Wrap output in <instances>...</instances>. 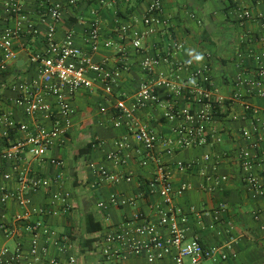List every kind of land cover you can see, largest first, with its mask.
Wrapping results in <instances>:
<instances>
[{
	"label": "crops",
	"instance_id": "0c3cea01",
	"mask_svg": "<svg viewBox=\"0 0 264 264\" xmlns=\"http://www.w3.org/2000/svg\"><path fill=\"white\" fill-rule=\"evenodd\" d=\"M162 16L167 24L155 34L143 40V53L135 51L132 39L144 30L143 19L153 0H79L75 6L67 0H0V26L20 27V36L15 42L18 53L17 63L11 64L0 82V101L5 111L12 114L18 124L33 129L37 121L52 126V121L39 115H26L15 106L14 100L19 92L16 88L21 81L40 82L38 64H30L33 55L44 52L48 47V34L54 28L52 39L63 42L70 35L75 44L83 51L90 50L86 42L89 25L96 21L100 26V45L93 55L95 62L115 70L124 59L128 65L122 70L112 93H106L99 82L91 89H81L70 97L74 113L71 117L72 128L66 137L46 150L38 160L27 152L32 160L34 175L40 178L58 179V185L51 191L62 189L72 194V208L58 215L39 214L32 216L30 222L41 221L55 230L60 236L67 237L72 248L61 251L53 243L47 245L46 257L56 259L59 264H67L68 256L75 257V264H110L101 257L100 239L118 228L121 224L134 220L142 212L147 222L158 224V210L163 208L159 196L149 195L145 189L156 170L154 163L140 164L144 159L135 150L125 164L116 165L107 155L117 149V143L126 140L134 149L133 135L126 124L116 125L122 120L119 105L130 107L140 85L146 80L141 67L145 54L160 60L159 70L171 72L175 61H193L199 68L209 67L213 86L220 94L229 98L234 91L239 75L254 77L258 67L264 68V3L258 0H161ZM17 3L20 11L9 15L5 4ZM53 2L64 5L61 21L54 22L48 15V6ZM250 9L254 18L240 21L237 10ZM127 27L126 33L119 31ZM34 29V31L32 30ZM177 50L174 52V47ZM174 52V57H170ZM203 58L197 60V56ZM94 78V75H91ZM259 110L264 119V97L256 96L250 89L242 91ZM162 108H147L138 111V121L164 138L174 136L177 121L164 117L170 103L176 108L190 107L186 98L170 100L167 90L159 89ZM209 130L212 134L207 143L177 151L172 156H164L163 161L172 172L175 188L190 184L191 189L174 198L175 208L186 214L184 224L188 240L198 238L206 247L220 248L228 255L225 260H207L202 264H264V225L255 220L254 213H264V196L243 182V173L237 154L241 149H251L252 140L264 137V126L252 133L254 120L237 103L227 101L218 111ZM235 113L238 118L232 119ZM0 129H2L0 127ZM251 139H246L247 133ZM23 134L14 131L12 140ZM220 140L217 141L215 138ZM264 139V138H263ZM9 142L0 138V154ZM254 150V149H253ZM253 152V151H252ZM210 155L211 161L204 156ZM256 172L264 177V140L253 152ZM195 161L188 171H180L178 163ZM15 163L4 161L1 172H9L13 179L4 181L0 173V196L3 188L17 189ZM107 170L110 174L123 177L119 182L102 180L97 172ZM225 176L227 180L216 183L215 177ZM130 177L129 180H126ZM211 177L210 181L207 178ZM211 186L212 191L205 187ZM112 195L134 198V205L98 207L99 202L107 203ZM33 205L39 209L50 206L49 192L40 189L33 195ZM225 209L220 213V205ZM20 207L15 200L3 205L0 201V225L3 223L10 234L0 229V247L14 254L17 248L27 252L31 235L25 226L15 221ZM90 222H87V216ZM217 218V219H216ZM136 220L134 227L143 224ZM100 226V230H92ZM133 230V229H132ZM164 236H169L166 228H158ZM136 239H145L134 231ZM37 264H46L47 258ZM117 264H147L146 257L128 255L120 258ZM155 264H173L172 259L164 258Z\"/></svg>",
	"mask_w": 264,
	"mask_h": 264
},
{
	"label": "built area",
	"instance_id": "2783aa9c",
	"mask_svg": "<svg viewBox=\"0 0 264 264\" xmlns=\"http://www.w3.org/2000/svg\"><path fill=\"white\" fill-rule=\"evenodd\" d=\"M79 0H67L71 6H75ZM263 2L264 0H258ZM162 1L153 0L147 8L143 24L144 30L134 35L132 46L135 51L143 53V40L159 31L167 24L162 16ZM5 11L9 15H17L20 7L17 3L8 2L5 4ZM48 15L54 22H59L64 15V5L53 2L48 6ZM237 17L240 21L251 20L254 14L250 9L241 8L237 10ZM34 31V29H32ZM21 28L0 26V82L11 64L17 63L18 53L15 42L20 36ZM127 27L119 31L124 34ZM54 28L51 27L48 34V47L44 52L33 55L30 64H38L40 69V82L21 81L16 88L19 92L14 100L16 107L26 115H39L48 121L52 126L47 127L37 121L33 129L25 124H18L12 114L5 111L0 101V138L9 142L7 149L0 154V173L4 181L9 182L13 175L9 172H1L2 163L11 161L15 163L17 171V189L3 188L0 201L6 205L9 201H17L20 212L15 215V221L21 223L29 231L31 238L27 252L17 248L14 254L9 250L0 247V264H37L48 254L47 245L55 244L61 251L72 248V243L67 237H62L55 230L51 229L41 221L30 222L32 216L39 214L58 215L61 211L69 212L72 208V194L68 191L58 189L51 191L53 186L58 185V179L40 178L34 175L32 160L26 157L27 152L38 160L49 148L56 145L62 138L66 137L72 128V115L74 109L71 102V95L81 89H91L97 81L101 84L106 93H112L114 86L121 75L122 70H127L128 65L124 59L120 60L121 66L115 70L107 68L104 62H95L93 55L98 51L100 45V26L98 22H92L86 32V42L90 47L85 52L75 44L72 36L68 35L61 43L52 39ZM177 47H174V52ZM170 52V57H174ZM160 60L156 57L145 54L141 61V67L146 74V80L140 85L135 94L134 102L130 107L120 104L118 109L122 120L116 125L126 124L133 135L134 147L126 140L117 143V149L107 155V159L116 165L125 164L131 158V152L136 151L144 156L140 162L146 166L154 163L156 170L150 180L145 183L147 194L159 196L163 208L158 210V224L147 222L145 215L139 212L134 220L121 224L118 228L105 233L100 239L101 257L110 264H117L120 258L128 255H144L147 264H155L164 258L172 259L173 264H202L204 261L225 260L228 255L220 248L206 247L198 238L188 240L184 224L187 221L186 214L173 205L174 198L181 196L185 191L192 188L190 184H182L175 188L172 182V172L163 161L164 156H172L177 151L196 147L207 143L208 137L212 134L210 125L218 115V110L224 107L227 101L239 103L245 112H248L254 120L252 133H257L259 127L264 126V119L259 116V110L252 105L248 99L243 98L242 91L250 89L256 96L264 97V68L258 67L254 77L239 75L236 80L234 91L229 98L220 94L213 86L212 74L209 67H196L191 60L175 61L172 63L171 72L159 70ZM91 75L95 77L92 78ZM167 90V97L175 100L183 97L190 103V107L176 108L170 103L164 111V117L174 119L177 125L174 128V136L169 138L161 137L144 124L140 123L135 114L147 108H162V100L159 89ZM238 116L233 113L232 119ZM14 131L23 134L21 138L13 139ZM251 132L246 134V139H251ZM260 140H252L251 149H241L237 158L242 169L243 182L264 196V177L256 172L253 152L257 149ZM215 140L219 141L218 137ZM254 149V150H253ZM253 151V152H252ZM210 155H205V161H211ZM195 161L178 163L180 171H188ZM102 180L119 182L123 177L110 174L105 169L97 172ZM127 177L126 180H129ZM211 177L207 178L210 181ZM227 180L225 176L215 177L216 183ZM206 189L212 191L208 185ZM49 192L50 206L39 209L33 205L32 195L40 190ZM134 205V198L112 195L107 203L99 202L101 209L106 206ZM225 209L220 205L216 213ZM264 218V213L257 211L254 219L259 221ZM217 219V218H216ZM136 220H143L139 227H134ZM166 228L169 236L164 237L158 228ZM0 229L10 234L7 227L2 223ZM133 229V230H132ZM264 230V225L261 227ZM134 231L145 239H136ZM46 264H59L54 258L46 257ZM75 257L68 256L67 264H75Z\"/></svg>",
	"mask_w": 264,
	"mask_h": 264
},
{
	"label": "trees",
	"instance_id": "16d2710c",
	"mask_svg": "<svg viewBox=\"0 0 264 264\" xmlns=\"http://www.w3.org/2000/svg\"><path fill=\"white\" fill-rule=\"evenodd\" d=\"M90 219H91V217L88 215L87 216V222L88 223L90 222ZM95 230H100V226L99 225H96V227L92 230V232H94Z\"/></svg>",
	"mask_w": 264,
	"mask_h": 264
},
{
	"label": "clouds",
	"instance_id": "9594fccd",
	"mask_svg": "<svg viewBox=\"0 0 264 264\" xmlns=\"http://www.w3.org/2000/svg\"><path fill=\"white\" fill-rule=\"evenodd\" d=\"M202 58H203V57H202V56H199V55L196 57L197 60H200V59H202Z\"/></svg>",
	"mask_w": 264,
	"mask_h": 264
}]
</instances>
